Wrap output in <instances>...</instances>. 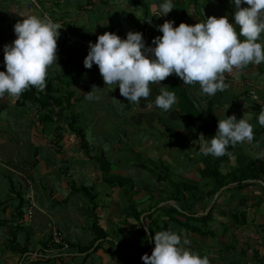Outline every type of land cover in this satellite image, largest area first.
<instances>
[{
  "label": "crops",
  "instance_id": "obj_1",
  "mask_svg": "<svg viewBox=\"0 0 264 264\" xmlns=\"http://www.w3.org/2000/svg\"><path fill=\"white\" fill-rule=\"evenodd\" d=\"M162 2L40 0L36 7L30 0H0V70H6L4 45L16 38L14 25L23 15H47L62 25L58 61L49 67L47 88L33 86L34 100L25 103L9 93L0 97V246L6 245L0 264H146L139 252L142 230L149 254L155 231L165 229L187 235L189 246L208 255L212 264H264V238L246 230L241 241L238 233L244 225L231 219L236 208L256 204L254 214L264 225V186L248 181L253 184L236 189L233 184L228 188L233 191L222 192L213 202L214 194H206L215 183L202 176V171L226 174L225 166L264 160L256 155L264 151V125L257 119L264 110V62L226 74L228 87L214 95L202 93L198 82L185 84L170 74L201 116L196 127L179 118L176 102L169 110L155 105L168 77L151 85L149 98L132 102L119 85L105 84L97 64L84 65L89 41L105 31L126 38L129 30H139L146 44L153 45V38L163 35L158 25L166 19L195 24L211 15H228L235 22L231 0H173L175 7L159 16ZM92 89L88 99L86 92ZM46 96L47 109L42 108ZM233 113L253 123V141L231 145L222 156L200 153V133L210 139L218 119ZM107 175L120 176L124 185L130 181V190L110 185ZM169 176L175 181L167 184ZM180 204L196 218L210 212L212 222L188 225ZM93 219L105 239L96 240ZM55 230L62 234L59 246L52 241Z\"/></svg>",
  "mask_w": 264,
  "mask_h": 264
},
{
  "label": "clouds",
  "instance_id": "obj_2",
  "mask_svg": "<svg viewBox=\"0 0 264 264\" xmlns=\"http://www.w3.org/2000/svg\"><path fill=\"white\" fill-rule=\"evenodd\" d=\"M235 5V22L228 15L208 16L195 24L166 19L158 28L163 35L146 44L142 31L129 30L126 38L115 31H105L95 42L89 41L84 65L99 66L105 84L119 85L128 101L138 102L152 94L151 85L170 74L181 77L185 84L199 83L202 93L214 95L228 87L226 74L243 70L246 65L264 62V0H231ZM175 7L173 0H163L159 16ZM14 25L16 38L4 45L6 70H0V97L9 93L19 97L32 86L47 88L49 67L58 61V38L61 23L50 16L25 14ZM96 88L95 86L93 89ZM93 89L86 92L93 98ZM174 91L163 89L155 97V105L169 110L176 102ZM258 122L264 125V110ZM254 125L236 114L218 119V129L212 136H199L198 151L205 155L222 156L229 146L252 142ZM264 156V151L256 154ZM155 247L146 264H212L208 255L193 250L187 235L173 229L155 231Z\"/></svg>",
  "mask_w": 264,
  "mask_h": 264
},
{
  "label": "trees",
  "instance_id": "obj_3",
  "mask_svg": "<svg viewBox=\"0 0 264 264\" xmlns=\"http://www.w3.org/2000/svg\"><path fill=\"white\" fill-rule=\"evenodd\" d=\"M167 82H168L167 83V85H168L167 89L170 91H174L176 93V96H177L176 106L178 107V110H179V112H178L179 118L186 119L187 122H189V123L191 120L196 119L195 124H198L201 121V116L198 113V111L195 107V104L188 97L186 91L181 87V85L177 81L176 77L169 75ZM34 93H35V91H34L33 86L30 87L29 89L25 90L20 95L21 99L18 101V103H20V102L25 103V102L34 100ZM42 99H44V101H45L44 103H42V106H45V107H42V108H45V109L50 108V106L48 104V102L50 101V97L46 96L45 98H42ZM54 101H57V100H54ZM48 115H49V113L47 114V116ZM190 125H192V124H190ZM76 133H78L80 135V137H82V131L77 129ZM101 164H102L103 168H106L108 166L107 162H101ZM202 176H203V178L205 177V178L211 179V181L213 180L212 182L215 183L214 190L212 192L206 194V195H208V198H210L211 196H213V194L216 193L217 190H219L223 186H226V185L231 184V183H233V184L236 183V186H235L236 189H241L243 187H246L248 185L253 184V183H248V181H251L254 183L257 181H262L264 183V160H256V161L250 162L246 165L245 170L236 171L234 173L221 174L217 170H206V171H202ZM107 181L110 185H114V186H120V187L122 186L123 187V185H124V182H123L124 180L120 176H116V175H112L111 177L107 175ZM172 185L174 188H178V185L173 183V182H172ZM193 188L194 187H190V189H193ZM78 190L85 191L83 188H80ZM85 193H87V192H85ZM170 211L175 212V209L170 208ZM140 214H135V215H133V217H135V219L139 220ZM210 215L211 214L209 212L207 215L201 216L200 218L190 216L188 219L193 220V221L206 222L207 218H209ZM231 218L235 221V223L238 226H243L246 224V217L245 216L242 218V220H239L237 216L232 217V215H231ZM93 228L97 232L96 240L101 239V238L105 239V237H107V234H105L97 226L96 223L93 224ZM148 229H150V227ZM141 233H142V235H140V236H141V240H142L143 245L139 249V252H141L143 254L149 249V241L147 239L146 232L144 230H142ZM56 246H59V245H56ZM154 247H155V244H154ZM58 248H61V247H58ZM152 251L149 253V255H151ZM24 252H26V251L23 250L21 252V255ZM255 253H256L255 255L258 256L257 252H255Z\"/></svg>",
  "mask_w": 264,
  "mask_h": 264
},
{
  "label": "rangeland",
  "instance_id": "obj_4",
  "mask_svg": "<svg viewBox=\"0 0 264 264\" xmlns=\"http://www.w3.org/2000/svg\"><path fill=\"white\" fill-rule=\"evenodd\" d=\"M190 123L192 124V126H194V127H196L195 125V123H196V119H193V120H191L190 121ZM238 165V163L237 164H235V166L233 165V166H225V167H223V168H225L226 170H228L229 171V173L228 174H230V173H234V172H236V171H240V170H245V168H246V165L247 164H245V165H240V166H237ZM222 173H225V171H221V174ZM227 174V173H226ZM170 176H171V174H170ZM168 177V178H165L166 179V183L168 184V183H171V181H175V180H172V178L171 177ZM213 181V180H212ZM212 181H210L212 184L214 183V182H212ZM257 182H262V181H257ZM131 182L129 181V184L128 183H126L125 185H124V187H126L127 189H129L130 190V186L129 185H131L130 184ZM235 184V186H236V183H234ZM179 185L183 188V184L182 183H179ZM229 186L230 185H233V183H231V184H228ZM227 186V185H226ZM185 187V186H184ZM224 187V186H223ZM78 189H80V188H76V191H78ZM220 190V189H219ZM231 192V191H233L232 190V188L231 189H226V190H224L223 192ZM217 192H218V190H217ZM216 192V193H217ZM215 193V194H216ZM80 194H83V193H80ZM214 194V195H215ZM85 196V195H84ZM91 197H93V196H91ZM91 197H89V200H91V204H92V206H94L95 204L92 202V201H94V198H91ZM249 206L250 207H247V209L246 208H240V207H238V208H236L235 210L236 211H234V212H231V215H232V217H234V216H237L238 217V219L239 220H242V218L244 217V216H246V226L244 225V227H242V228H239V230H241L240 231V233H238V235H241V234H243L242 233V231L245 233V231L247 230V232L250 230V232L253 230V234L251 235V233H250V236H252V237H260L261 239L262 238H264V227H262V226H264L263 224H261V222L259 221V219L256 217V214H254L255 212H257V211H259V208H258V205H256V204H249ZM179 208L182 210V212L180 213L186 220H187V222H189L188 223V225H192L193 227H198V224H199V222L198 221H193V220H189L188 218L190 217V216H192V215H190V213H188L187 211H186V209L182 206V204H180L179 205ZM179 208H177V211H181ZM176 213H178V212H174V214H176ZM248 213V214H247ZM254 214V215H253ZM243 215V216H242ZM260 215H262V212L260 211ZM193 217V216H192ZM259 217V216H258ZM232 219V218H231ZM252 220H253V225H254V228H253V226H252ZM257 221H259V223H257ZM93 224H94V219H93V221H91ZM206 222H212V215H210V217L209 218H207V220H206ZM261 224V225H260ZM259 227H262L261 229H259ZM226 229V228H225ZM263 229V230H262ZM227 231H230L229 229H226ZM255 231H257L256 233V235L257 236H253L254 235V232ZM147 234V233H146ZM208 233H206L205 235H207ZM247 234H245V235H241L242 236V238H240V236H239V239H241V241H243L244 240V237L246 236ZM113 236H116V235H113ZM256 240V239H255ZM6 247V245L4 244L3 245V247L2 246H0V250H2V249H4ZM2 248V249H1ZM262 253L264 254V250L262 251ZM264 256V255H263ZM264 258H262V260H263Z\"/></svg>",
  "mask_w": 264,
  "mask_h": 264
},
{
  "label": "built area",
  "instance_id": "obj_5",
  "mask_svg": "<svg viewBox=\"0 0 264 264\" xmlns=\"http://www.w3.org/2000/svg\"><path fill=\"white\" fill-rule=\"evenodd\" d=\"M32 4L36 7L39 6L40 0H30ZM62 28V27H61ZM68 37H70L69 34H67ZM255 92L252 90L250 91V94H254ZM52 241L55 245H61L62 244V234L58 230H55L52 233Z\"/></svg>",
  "mask_w": 264,
  "mask_h": 264
},
{
  "label": "water",
  "instance_id": "obj_6",
  "mask_svg": "<svg viewBox=\"0 0 264 264\" xmlns=\"http://www.w3.org/2000/svg\"><path fill=\"white\" fill-rule=\"evenodd\" d=\"M260 184H262L263 186H264V183H262V182H259ZM231 186V185H230ZM229 185H227V186H224V187H222V188H220V190H218V192L214 195V200H213V202L216 200V198L224 191V190H226L227 188H229L230 187ZM151 243V242H150ZM151 246H152V243H151Z\"/></svg>",
  "mask_w": 264,
  "mask_h": 264
}]
</instances>
